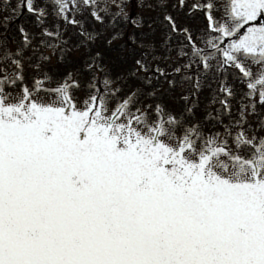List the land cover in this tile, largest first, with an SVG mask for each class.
<instances>
[{
	"label": "snow or ice",
	"instance_id": "snow-or-ice-1",
	"mask_svg": "<svg viewBox=\"0 0 264 264\" xmlns=\"http://www.w3.org/2000/svg\"><path fill=\"white\" fill-rule=\"evenodd\" d=\"M89 2L46 0L73 25L79 22L64 13ZM220 3L192 9L203 11L207 31L216 33L205 42L212 52L168 15L165 43L171 33L183 35L177 48L189 58L185 67L196 62L207 71L210 60L220 72L234 67L248 90L260 86L264 104V0ZM20 4L43 23L34 0ZM214 10L222 11L219 21ZM80 35L83 43L94 39ZM12 54L19 55L5 50L4 57ZM98 59L82 66L91 95L79 104L72 73L53 88L33 78L31 89L22 85L15 95L8 89L23 77L0 78V264H264V136L248 137L244 109L235 135L227 128L206 135L160 105L139 106V89L118 98L122 78L114 80ZM249 60L258 66L255 76ZM134 69L152 70L143 58Z\"/></svg>",
	"mask_w": 264,
	"mask_h": 264
},
{
	"label": "rangeland",
	"instance_id": "rangeland-1",
	"mask_svg": "<svg viewBox=\"0 0 264 264\" xmlns=\"http://www.w3.org/2000/svg\"><path fill=\"white\" fill-rule=\"evenodd\" d=\"M211 2L216 9L221 8L220 0ZM18 3L20 0H0V63L4 64V76L14 78L17 74H22L24 80H27L26 87L31 89L33 78L43 80L44 87L53 88L67 73H72L81 85L80 90L73 91L79 104L86 96L91 95V92L84 90V85L90 82L91 74L82 73V66L86 58L99 53V59L95 63L106 67L114 80L117 77L122 78L117 80L118 86L123 90L118 94V98L122 99L125 94L139 89V106L160 105L165 114L171 113L183 121L184 127L196 124L206 135L211 132L223 133L225 128L235 135L241 129L235 126L234 122L240 118L241 110L244 109L243 130L248 137L264 136V129L259 123L264 120V104L259 100V85L253 90L258 102L251 94H248L249 99H246L245 95L241 94L248 91L247 79L238 78L240 82L231 81V78H227L232 75L231 72L217 71L216 60L209 61L213 65L211 69L205 71L202 66L198 68L196 65L197 75L186 76L185 68L181 67L176 71L177 68L170 65L171 55L167 54L162 58L155 50L163 46L160 54L162 56L170 46H178L181 41H185L183 35L171 33V42L165 43V37L170 33L168 23L164 20L165 15L171 16L178 28H187L195 39L196 46L206 50L208 47L205 42L213 39L216 33L207 31L208 20L205 13L192 9L194 5L208 3V0H184L183 7L179 5L178 0H90L75 11L70 8L64 13L66 17L78 21L79 25L65 23L64 19L58 18L53 5L46 3V0H34V7L45 12L42 24L37 22L36 16L30 14L23 4L17 7ZM19 11L24 13L22 17ZM121 11L123 15H116ZM212 14L219 21L222 11L214 10ZM134 21L136 23H133ZM17 26L24 29L27 42L21 38L19 29H15ZM123 26L134 30L133 39L125 38L128 31L123 32ZM45 29L52 35H43ZM81 32L93 33L94 39L89 41L92 43L83 45ZM56 33H59V36ZM147 49H151V54H145ZM5 50L10 53L18 52L19 55L13 54L5 58ZM171 53H176V50L172 49ZM13 58L18 59L19 70L13 64ZM141 58L152 69L144 72L145 75H142L143 71L134 69L135 60ZM179 63L180 60H176L174 64ZM245 66L250 67L255 76L258 66L252 65L250 60L245 62ZM188 69L193 71L194 66ZM228 70L240 76L234 67ZM44 73H47L50 79H45ZM2 75L0 71V77ZM100 78H104L103 74ZM21 87L22 82L17 81L8 91L14 95L19 94ZM222 88L231 89V95L238 96L231 100V95L222 91ZM147 93L152 95L148 96ZM226 96L227 98H224ZM187 101L191 102L190 105L186 104ZM253 101L257 104L248 107ZM114 103L115 100L109 107ZM229 146L231 147V140ZM239 154L247 156L248 150L242 149Z\"/></svg>",
	"mask_w": 264,
	"mask_h": 264
}]
</instances>
